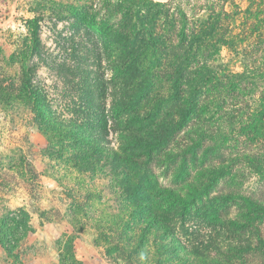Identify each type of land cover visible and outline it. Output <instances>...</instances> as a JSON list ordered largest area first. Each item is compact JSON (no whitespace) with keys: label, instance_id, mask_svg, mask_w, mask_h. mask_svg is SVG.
Wrapping results in <instances>:
<instances>
[{"label":"rangeland","instance_id":"1","mask_svg":"<svg viewBox=\"0 0 264 264\" xmlns=\"http://www.w3.org/2000/svg\"><path fill=\"white\" fill-rule=\"evenodd\" d=\"M152 1L0 0L8 13L0 24V264H218L215 254L229 259L222 264H264L253 231L234 232L231 244L247 249L225 257L196 242L215 234H192L195 221L153 218L164 208L155 188L172 182L167 156L128 155L123 144L133 139L111 111L139 71L159 73L151 88L169 92L173 41L209 6L223 8V25L238 32L246 26L241 11L264 0ZM34 17L37 42L26 23ZM239 58L220 46L211 63L239 71ZM98 84L106 92V135L91 109ZM239 180L246 192L264 191L253 173ZM260 228L264 237V221Z\"/></svg>","mask_w":264,"mask_h":264},{"label":"trees","instance_id":"2","mask_svg":"<svg viewBox=\"0 0 264 264\" xmlns=\"http://www.w3.org/2000/svg\"><path fill=\"white\" fill-rule=\"evenodd\" d=\"M208 8L202 22L179 31L178 42L173 41L172 71L165 74L169 92L165 95L151 88L159 73L139 71L136 84L126 85L114 97L111 111L115 121L125 123V137L133 139L123 144L128 155L134 150L148 159L167 156L165 167L171 171L172 182L155 188L163 193L157 199L164 208L158 206L153 218L165 221L176 216L182 226L195 221L197 229L192 234L198 229L215 234L212 241L197 236L196 242L205 250L217 247L229 257L231 249H247L231 244L230 236L236 231H253L264 245L260 228L264 191L246 192L239 180L248 171L264 185V6L241 11L246 26L238 32L223 25L229 17L223 8L217 12L213 6ZM26 23L37 42L38 18ZM156 45L153 41L152 46ZM220 46L239 55L241 70L211 63ZM105 93L98 84L91 109L99 115L100 133L106 135L109 115L101 103ZM215 255L211 257L218 264L229 262Z\"/></svg>","mask_w":264,"mask_h":264},{"label":"built area","instance_id":"3","mask_svg":"<svg viewBox=\"0 0 264 264\" xmlns=\"http://www.w3.org/2000/svg\"><path fill=\"white\" fill-rule=\"evenodd\" d=\"M0 16H1L0 24H3L4 22H6V17L8 16V13L5 11L4 7L0 9ZM7 19H8V17H7Z\"/></svg>","mask_w":264,"mask_h":264},{"label":"crops","instance_id":"4","mask_svg":"<svg viewBox=\"0 0 264 264\" xmlns=\"http://www.w3.org/2000/svg\"><path fill=\"white\" fill-rule=\"evenodd\" d=\"M3 7H5V6H3ZM1 249V248H0ZM0 251H2V249L0 250ZM7 259H9V258H7ZM43 263V262H42ZM44 264V263H43Z\"/></svg>","mask_w":264,"mask_h":264}]
</instances>
